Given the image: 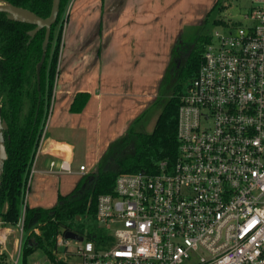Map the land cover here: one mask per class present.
<instances>
[{
  "label": "built area",
  "instance_id": "obj_1",
  "mask_svg": "<svg viewBox=\"0 0 264 264\" xmlns=\"http://www.w3.org/2000/svg\"><path fill=\"white\" fill-rule=\"evenodd\" d=\"M244 18L211 35L197 75L183 88L175 163L162 161L156 174H120L113 193L97 200L102 240L60 233L55 261L35 264H264V0H251ZM59 169L70 172L64 161ZM24 217L11 264L22 254ZM8 236L0 228L4 247Z\"/></svg>",
  "mask_w": 264,
  "mask_h": 264
},
{
  "label": "trees",
  "instance_id": "obj_2",
  "mask_svg": "<svg viewBox=\"0 0 264 264\" xmlns=\"http://www.w3.org/2000/svg\"><path fill=\"white\" fill-rule=\"evenodd\" d=\"M220 1L217 0L214 8L219 7L223 11L225 5ZM0 2L28 9L42 18L50 16L53 6V0ZM70 2L61 0L60 13L52 27L50 45L41 70L40 88L37 65L41 60L46 30H40L29 42V32L35 25L11 21L6 13H0V105L2 119L8 125L4 131L7 159L1 178L0 219L6 226H16L24 213L23 264H27V259L38 251L54 262L56 238L63 232L75 231L88 240L101 241L105 233L95 220L97 200L100 195L113 193L117 177L123 173L156 174L162 161L169 165L175 163L179 147L178 110L183 88L197 75L203 53L212 39L210 34L199 35L195 48L181 68H176L178 61L171 71L168 68L162 82L161 97L169 92L171 96L164 103L158 97L153 102L158 105L161 101L163 105L151 132L137 128L146 115V112L142 113L123 136L111 142L105 154L71 193L59 195L52 208H30L25 203L27 184L50 115L58 74L63 14ZM215 24L226 25L222 20H216ZM175 53L178 58V49ZM89 99L88 93L78 94L71 112H82ZM35 228L39 229V234L34 232Z\"/></svg>",
  "mask_w": 264,
  "mask_h": 264
},
{
  "label": "crops",
  "instance_id": "obj_3",
  "mask_svg": "<svg viewBox=\"0 0 264 264\" xmlns=\"http://www.w3.org/2000/svg\"><path fill=\"white\" fill-rule=\"evenodd\" d=\"M183 0H71L64 17L48 126L30 187V208H52L73 191L109 144L123 136L151 104L175 51L185 43ZM217 0H208L200 10ZM72 3V5H71ZM180 52V51H179ZM151 75V76H150ZM80 93L90 99L80 113ZM67 130L64 137L48 132ZM78 139L87 172L75 166ZM55 161L53 169L50 163ZM65 162L70 172H61ZM9 234L13 228H5Z\"/></svg>",
  "mask_w": 264,
  "mask_h": 264
},
{
  "label": "rangeland",
  "instance_id": "obj_4",
  "mask_svg": "<svg viewBox=\"0 0 264 264\" xmlns=\"http://www.w3.org/2000/svg\"><path fill=\"white\" fill-rule=\"evenodd\" d=\"M206 2H208V0H183V2H182V8H184V9H182V12L185 14V18H186V23L183 25L184 28H183L182 34H183V38L185 40L184 44L187 45V47H191L195 43V41L199 35H202V34L203 35H205V34L213 35L216 31H222V32L227 31L228 30V28H226L227 26H229L230 28H234V27L239 26L241 24H245L246 21H245L244 16H245L248 8L251 6V0H221L220 4L225 5V9L223 11H221L219 9V7L214 8L215 4L211 5L210 8H205L204 10L199 11V8H201L202 4H205ZM71 5H72V3H71ZM67 9L65 10V13L63 14V18L66 15ZM216 20H222L225 22L226 25H218L217 26L215 24ZM180 49H181V47L179 48V51H180ZM178 59H180V61H181L180 63H179ZM186 59L184 58L182 61V57L178 56V58H177V53H174V56H173L172 61L170 63V71L175 67V61H178L176 68H179V67L181 68V66L183 65V63L185 62ZM165 75H166V73H165ZM165 75H164L162 80H164ZM162 82H160V86L156 91L157 96H158V98L157 97L156 98L161 99V101H163V103H164L165 101H167L170 98L171 92H169L165 96L161 97V93L163 92ZM159 94H160V96H159ZM161 101H160V104H158V105H155V103H151L142 112V113L146 112V115L143 118V120L140 122V124H138V127H137L138 129H143L147 132H151L153 130V128L155 126V122L157 120V117H158V115L162 109L163 103H161ZM25 103H28L27 100L25 101ZM26 108H27V106L25 107V110H26ZM48 132L52 133L56 136L58 134H61L64 137L71 134L67 130L54 131L53 128L50 126L48 127ZM71 140L73 142H75V145H76V152L77 153H76V157H75V166L78 169L80 164L85 162V159L82 156L83 147L81 145V141L78 140L77 138L76 139L71 138ZM107 149L105 150V152L107 151ZM105 152L103 153V155L105 154ZM3 209L5 210V208H3ZM86 225L88 226V224H86ZM87 226H86V228H87ZM0 228H13V230H14V232H12V234H9V236H8V242L6 244V247H4V245L0 244V261L4 264H11L10 255H14L15 259H17V257H18V253H17L18 243H17V233H16L17 232V225L11 226V227L6 226L3 224L2 220L0 219ZM77 246H78L77 244L72 242L68 246V251L71 254H74ZM63 252H64V248H59L58 249L59 254L57 256H59ZM69 258L73 261H79V257H77V256H69ZM46 260H47V258L43 254V252L38 251L34 255H32L31 257H29L27 259V264H35L37 262H46ZM23 261H24V259H23V253H22L20 260H19V264H23Z\"/></svg>",
  "mask_w": 264,
  "mask_h": 264
},
{
  "label": "water",
  "instance_id": "obj_5",
  "mask_svg": "<svg viewBox=\"0 0 264 264\" xmlns=\"http://www.w3.org/2000/svg\"><path fill=\"white\" fill-rule=\"evenodd\" d=\"M60 5H61V0H53V6L50 16L47 18H42L28 9L17 7L7 2H0V13H6L7 18L9 20L35 25V28L29 32L30 35L29 42H31V40L36 36V34L40 30L42 29L46 30L45 39L42 44L43 52H42L41 60L37 65V80L39 85L38 88H40L41 70L45 63L47 51L50 45L52 27L56 24L58 20V16L60 13ZM1 112H2V108L0 105V190H1V178L4 172L5 161L7 159L4 131L8 129L7 123L4 122L2 119ZM65 238L67 240H72L76 242H82L84 240V237L82 235L74 231H67L65 233ZM0 264L2 263L0 262Z\"/></svg>",
  "mask_w": 264,
  "mask_h": 264
},
{
  "label": "flooded vegetation",
  "instance_id": "obj_6",
  "mask_svg": "<svg viewBox=\"0 0 264 264\" xmlns=\"http://www.w3.org/2000/svg\"><path fill=\"white\" fill-rule=\"evenodd\" d=\"M194 48H195V43L191 47H187V45L182 44V47L180 49V57H182V61L184 58L186 59L188 56H190V54ZM180 62L181 61L179 60V63Z\"/></svg>",
  "mask_w": 264,
  "mask_h": 264
}]
</instances>
